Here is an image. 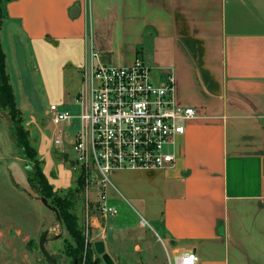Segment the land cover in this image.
Wrapping results in <instances>:
<instances>
[{
    "label": "crops",
    "instance_id": "0c3cea01",
    "mask_svg": "<svg viewBox=\"0 0 264 264\" xmlns=\"http://www.w3.org/2000/svg\"><path fill=\"white\" fill-rule=\"evenodd\" d=\"M6 13L2 26L28 44L50 106L80 108L94 53L104 65L139 60L158 84L171 75L174 104L200 116L166 148L171 166L110 173L106 228L143 221L171 264L184 253L264 264V0H15ZM0 193V264H30L33 209Z\"/></svg>",
    "mask_w": 264,
    "mask_h": 264
},
{
    "label": "rangeland",
    "instance_id": "374dc122",
    "mask_svg": "<svg viewBox=\"0 0 264 264\" xmlns=\"http://www.w3.org/2000/svg\"><path fill=\"white\" fill-rule=\"evenodd\" d=\"M0 40L6 56L9 82L17 107L22 113V127L29 133L31 145L37 150L48 183L61 196L67 190L78 189L75 181L81 166L73 153L69 134L79 130V121L74 119L70 125L53 127L48 114L50 104L44 95L28 44L18 31L9 33L6 24L1 28ZM74 92L75 90L72 94ZM72 99L71 96L70 100ZM57 106L73 116L80 114L78 105ZM3 113L0 110V191L10 192L8 194L12 198L20 205L26 206L23 210L33 209L37 219V231L29 239L31 244L26 242L23 246L28 252L27 260L30 264H50L38 249L39 239L47 231L45 249L50 257L55 259L57 264H72L65 248L66 245L74 244L54 213L41 204L40 195L30 188L28 175L31 164L24 160L16 149L9 121L5 120ZM58 133L62 136V145L54 148L51 146V140ZM84 175L83 186L75 194V214L79 229L89 244L94 259H98L100 264H105L101 255H97L94 249L96 242H102L104 253L113 264H171L172 259L166 253L157 229L155 231L145 226L135 230L114 232L109 230L110 227L109 229L105 227L107 216L101 217L100 187L85 173ZM47 203L50 205L48 201ZM116 210L119 218L127 217L123 208ZM3 259L4 256L0 255V260ZM74 264H77V261Z\"/></svg>",
    "mask_w": 264,
    "mask_h": 264
},
{
    "label": "built area",
    "instance_id": "2783aa9c",
    "mask_svg": "<svg viewBox=\"0 0 264 264\" xmlns=\"http://www.w3.org/2000/svg\"><path fill=\"white\" fill-rule=\"evenodd\" d=\"M91 54L89 79L78 94L80 114L73 116L56 105L49 106L53 127L79 121L71 143L76 160L91 181L100 187L101 217L113 211L104 205V189L115 170L165 169L174 163L166 148L183 135L184 125L200 116L194 108L174 104V84L168 75L161 84L136 60L131 66L100 64ZM62 145L60 133L51 146ZM140 227H145L143 221ZM177 264H197L193 253L175 258Z\"/></svg>",
    "mask_w": 264,
    "mask_h": 264
},
{
    "label": "trees",
    "instance_id": "16d2710c",
    "mask_svg": "<svg viewBox=\"0 0 264 264\" xmlns=\"http://www.w3.org/2000/svg\"><path fill=\"white\" fill-rule=\"evenodd\" d=\"M15 0H0V30L3 21L7 18L6 6ZM0 110L9 118V127L12 132L14 145L20 156L30 162L29 186L41 198L46 199L50 206L58 212L59 221L66 229L74 246L66 245L67 257L71 259L72 264H100L98 259H94L90 246L84 238L78 226V218L75 214V194L83 186L85 181L84 169L81 167L75 184L78 189L67 190L63 195L54 191L48 183L46 176L41 168V161L38 153L31 145L29 133L22 127V113L18 109L15 101L12 86L9 82V76L6 72V57L0 41ZM29 244H31L29 242Z\"/></svg>",
    "mask_w": 264,
    "mask_h": 264
},
{
    "label": "water",
    "instance_id": "95a60500",
    "mask_svg": "<svg viewBox=\"0 0 264 264\" xmlns=\"http://www.w3.org/2000/svg\"><path fill=\"white\" fill-rule=\"evenodd\" d=\"M3 117L5 118V120H6L7 122L9 121L8 116H7L6 114L3 113ZM40 202H41V204H42L47 210L53 212L54 215H55V217H56V219L59 220V216H58V212H57V210H56L55 208L51 207V206L47 203L46 199L41 198V199H40ZM47 234H48V233H47V231H46V232H44V233L41 235V237H40V239H39V243H38V249H39V252L41 253V255L44 257V259H45L47 262H49L50 264H57V261H56L55 259H53L52 257H50V255L48 254V252H47L46 249H45V241H46ZM94 249H95V252H96L97 255H101V258H102V260H103V262H104L105 264H113V262L111 261V259L109 258V256L106 255V254L104 253V250H105V249H104V245H103L102 242H96V243L94 244Z\"/></svg>",
    "mask_w": 264,
    "mask_h": 264
}]
</instances>
